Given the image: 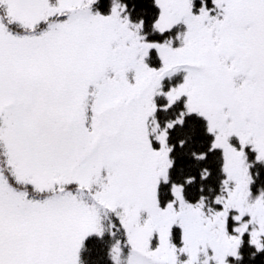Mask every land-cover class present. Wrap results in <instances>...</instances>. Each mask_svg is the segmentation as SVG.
I'll list each match as a JSON object with an SVG mask.
<instances>
[{
    "label": "snow or ice",
    "instance_id": "1",
    "mask_svg": "<svg viewBox=\"0 0 264 264\" xmlns=\"http://www.w3.org/2000/svg\"><path fill=\"white\" fill-rule=\"evenodd\" d=\"M153 3L0 0V264L264 255V0Z\"/></svg>",
    "mask_w": 264,
    "mask_h": 264
},
{
    "label": "trees",
    "instance_id": "2",
    "mask_svg": "<svg viewBox=\"0 0 264 264\" xmlns=\"http://www.w3.org/2000/svg\"><path fill=\"white\" fill-rule=\"evenodd\" d=\"M126 2H129L130 6L132 3H136L137 7L134 10V16H140V15H144L146 16L147 19H150L156 15L158 13V9L155 7L153 0H126ZM111 0H104V8L105 10L110 6ZM181 78L178 77H174L173 78V82H176L177 80H180ZM193 125H195L196 127V135L198 138H204L205 137V125L206 122H204L202 120V118H199L195 121L190 120L188 125L186 126V130L188 132H186V135L192 134L193 130ZM199 143L196 144L195 139L190 140L189 142V149H191L192 147H199ZM191 160V158H190ZM254 161V158H253ZM199 165L195 162H190L187 165H185L183 167V170L180 172H175L174 175L176 176L177 179L182 178L183 175L188 174L189 172H195L196 168H198ZM255 171L253 173V175L255 176L256 173L259 172H264V165H260V166H255ZM257 179L259 180L260 178L257 177ZM216 177L214 176L212 178V183H215ZM261 187H264V180H261L258 184H257V188H254V192H257ZM217 191V186L216 185H205V192L203 193L205 196L207 197H212L213 194ZM190 192H195V185L193 186L192 189H190ZM109 225V224H106ZM110 227V226H109ZM111 230V229H110ZM111 244V240L107 241L105 243V249L104 251L101 252L100 254V264H110L108 256H107V247L110 246ZM252 247L251 246H247L244 248V252L241 254L242 256V262L241 264H264V255L262 254H257L256 257H254L252 255ZM82 259L84 261V264H89V261L91 259V254L87 248V246L82 250Z\"/></svg>",
    "mask_w": 264,
    "mask_h": 264
},
{
    "label": "rangeland",
    "instance_id": "3",
    "mask_svg": "<svg viewBox=\"0 0 264 264\" xmlns=\"http://www.w3.org/2000/svg\"><path fill=\"white\" fill-rule=\"evenodd\" d=\"M175 77H178V78H181V79H182V74H178V75L175 76ZM253 194H254V195L258 194V191H257V192H254V191H253ZM104 223H105V227H106L108 230H110V229H111V225H112L111 219L108 218V217H105V221H104ZM106 224H109V225H106ZM109 226H110V227H109Z\"/></svg>",
    "mask_w": 264,
    "mask_h": 264
}]
</instances>
